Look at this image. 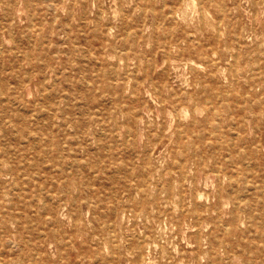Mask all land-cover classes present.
Here are the masks:
<instances>
[{"label":"rangeland","instance_id":"rangeland-1","mask_svg":"<svg viewBox=\"0 0 264 264\" xmlns=\"http://www.w3.org/2000/svg\"><path fill=\"white\" fill-rule=\"evenodd\" d=\"M0 48L1 264H264V0H0Z\"/></svg>","mask_w":264,"mask_h":264},{"label":"bare ground","instance_id":"bare-ground-1","mask_svg":"<svg viewBox=\"0 0 264 264\" xmlns=\"http://www.w3.org/2000/svg\"><path fill=\"white\" fill-rule=\"evenodd\" d=\"M163 2V1H162ZM165 4V3H164ZM53 7V6H52ZM163 7V6H162ZM165 7V6H164ZM48 8H49V6H48ZM163 9V8H162ZM123 10H124V8H123ZM154 11V10H153ZM56 12V11H55ZM154 13V12H153ZM101 14V13H100ZM99 14V15H100ZM123 14V13H122ZM102 16V15H101ZM167 16H168V14H167ZM174 16V15H173ZM224 16V15H223ZM223 16H222V18H223ZM130 17V16H129ZM167 18V17H166ZM177 18V17H176ZM190 18V17H189ZM55 20H56V18H55ZM165 20V19H164ZM222 21V20H221ZM220 22V21H219ZM100 24V23H99ZM201 28V27H200ZM127 32V31H126ZM168 33V32H167ZM164 37H166L165 36V34H164ZM218 39H219V37H218ZM1 49V48H0ZM115 50V49H114ZM126 50V49H125ZM124 50V51H125ZM119 51V50H118ZM123 51V52H124ZM115 54H117L116 52H115ZM120 54V53H119ZM124 56H125V54H124ZM127 56V55H126ZM235 57V56H234ZM83 60V59H82ZM86 61V60H85ZM88 61V60H87ZM117 65V64H116ZM214 65V64H213ZM230 65V64H229ZM84 66H86V65H84ZM87 67V66H86ZM111 67V66H110ZM194 71V70H193ZM253 71V70H252ZM104 72V71H103ZM106 73H107V71H105ZM115 72V71H114ZM125 72H127V71H125ZM116 74H117V72H115ZM108 74H111V73H108ZM107 74V75H108ZM135 75V74H134ZM87 76V75H86ZM82 77V76H81ZM114 77V76H113ZM84 78V77H83ZM125 78V77H124ZM56 80V79H55ZM58 80V79H57ZM115 80V79H114ZM128 81H129V79H128ZM55 82V81H54ZM88 82V81H87ZM75 83V82H74ZM86 83V82H85ZM116 85V84H115ZM107 87V86H106ZM112 87V86H111ZM117 87V86H116ZM50 89V88H49ZM113 89V88H112ZM99 91V90H98ZM100 92V91H99ZM133 93V92H132ZM100 94V93H99ZM229 94V93H228ZM227 94V95H228ZM125 95V94H124ZM131 95H133V94H131ZM135 95V94H134ZM205 95V94H204ZM237 95V97H238V94H236ZM75 96V95H74ZM118 96H119V94H118ZM118 96H116V97H118ZM247 96V95H246ZM47 97V96H46ZM49 97H50V95H49ZM4 100H6V99H4ZM205 102H206V100H205ZM228 102V101H227ZM238 102V101H237ZM83 104V103H82ZM212 104V103H211ZM197 106V105H196ZM230 107V106H229ZM7 109V108H6ZM27 111V110H26ZM113 112V111H112ZM217 112V111H216ZM44 114H45V112H44ZM217 114V113H216ZM54 115V114H53ZM107 118V117H106ZM112 120V119H111ZM138 120V119H137ZM130 123V122H129ZM217 123V122H216ZM244 124V123H243ZM212 125V124H211ZM234 125V124H233ZM66 126H67V124H66ZM212 126H214V125H212ZM217 127V126H216ZM74 128V127H73ZM75 131V130H74ZM17 133V132H16ZM129 133V132H128ZM133 133V132H132ZM93 135V134H92ZM44 136V135H43ZM129 136V135H128ZM199 136H200V134H199ZM198 136V137H199ZM241 136V135H240ZM77 138H79V137H77ZM80 139V138H79ZM78 139V140H79ZM87 139H88V137H87ZM106 139V138H105ZM49 141H51L52 142V139H49ZM76 141V140H75ZM80 141V140H79ZM24 144V143H23ZM211 144V143H210ZM109 145V144H108ZM72 150V149H71ZM72 153V152H71ZM1 156V155H0ZM196 157V156H195ZM251 159V158H250ZM182 160V159H181ZM229 160V159H228ZM176 161V160H175ZM215 161V160H214ZM227 161V160H226ZM231 161V160H230ZM5 162V161H4ZM181 162V161H180ZM85 163V162H84ZM135 164V163H134ZM180 164H182V163H180ZM187 164V163H186ZM1 165H3V164H1ZM249 166H250V164H248ZM248 165H247V167H248ZM124 166V165H123ZM182 166V165H181ZM186 166V165H185ZM125 167V166H124ZM131 168V167H130ZM132 170V169H131ZM157 170V169H156ZM215 173H217V172H215ZM71 174V173H70ZM252 174V173H251ZM217 175H219L218 173H217ZM242 175V174H241ZM241 175H240V177H241ZM252 176V175H251ZM97 177V176H96ZM185 177H187V176H185ZM29 178V177H28ZM133 178V177H132ZM184 178V177H183ZM226 178V177H225ZM239 178V177H238ZM245 178V177H244ZM247 178V177H246ZM138 180V179H137ZM233 180V179H232ZM121 181V180H120ZM184 181H186V179L184 180ZM229 181V180H228ZM67 182V181H66ZM237 182V181H236ZM248 183V182H247ZM145 184V183H144ZM259 184V183H258ZM257 184V185H258ZM162 186H163V184H162ZM236 186V185H235ZM259 186H260V184H259ZM72 187V186H71ZM130 187V186H129ZM164 187V186H163ZM93 188V187H92ZM138 188V187H137ZM249 189V188H248ZM144 190V189H143ZM142 190V191H143ZM250 190H251V188H250ZM255 190V189H254ZM231 191H232V189H231ZM240 191V190H239ZM243 191V190H242ZM43 192V191H42ZM185 192V191H184ZM247 192H248V190H247ZM260 192H263V191H261L260 190ZM240 193V192H239ZM264 193V192H263ZM157 194V193H156ZM219 194V193H218ZM245 195H246V193H244ZM252 194V193H251ZM259 194V193H258ZM262 194V193H261ZM124 195V194H123ZM162 195V194H161ZM244 195V196H245ZM241 196V195H240ZM239 196V197H240ZM247 196V195H246ZM114 197H116L115 195H114ZM229 197V196H228ZM254 197V196H253ZM151 199V198H150ZM230 199V198H229ZM242 199V198H241ZM256 199V198H255ZM259 199V198H258ZM261 199H262V197H261ZM34 201V200H33ZM168 201V200H167ZM239 201V200H238ZM240 202V201H239ZM250 202V201H249ZM123 203V202H122ZM236 203V202H235ZM246 203H247V201H246ZM262 203V202H261ZM174 204V203H173ZM245 204V203H244ZM260 204V203H259ZM194 205V204H193ZM233 205V204H232ZM75 206V205H74ZM124 206H126V205H124ZM43 208V207H42ZM223 209V208H222ZM240 209H241V206H240ZM183 210V209H182ZM242 210V209H241ZM115 211H117V210H115ZM185 211V210H184ZM243 211V210H242ZM82 212V211H81ZM116 214V213H115ZM183 214V213H182ZM181 214V215H182ZM140 215V214H139ZM74 216V215H73ZM234 216V215H233ZM241 216V215H240ZM240 216H238L239 218H241ZM145 218V217H144ZM256 218V217H255ZM250 219V218H249ZM249 219H247V220H249ZM257 219V218H256ZM253 221V220H252ZM18 222V221H17ZM111 223V222H110ZM137 223V222H136ZM222 223V222H221ZM220 223V224H221ZM249 224H251V223H249ZM34 225H35V223H34ZM1 226H2V224H1ZM104 226V225H103ZM227 226V225H226ZM108 227V226H107ZM113 227V226H112ZM112 229V228H111ZM227 229V228H226ZM228 229H229V227H228ZM2 230V229H1ZM231 230V229H230ZM3 231V230H2ZM226 232V231H225ZM115 234V233H114ZM113 234V235H114ZM138 234V233H137ZM140 234V233H139ZM198 234V233H197ZM39 235H41V234H39ZM112 235V234H111ZM147 235V234H146ZM145 235V236H146ZM157 236V235H156ZM116 237H117V235H116ZM132 237V236H131ZM138 237V236H137ZM259 237V236H258ZM114 238V237H113ZM140 239H141V237H139ZM146 239H147V237H145ZM105 239V238H104ZM103 239V240H104ZM129 239V238H128ZM143 239V238H142ZM159 239V238H158ZM202 239V238H201ZM110 240H112V239H110ZM130 240V239H129ZM133 240V239H132ZM112 241H115V240H112ZM139 241V240H138ZM157 241V240H156ZM110 242V241H109ZM130 242H131V240H130ZM141 242H142V240H141ZM154 242V241H153ZM161 242H162V240H161ZM120 243V242H119ZM128 243H129V241H128ZM157 243V242H156ZM31 244V243H30ZM101 244V243H100ZM139 244V243H138ZM151 244V243H150ZM13 245V244H12ZM102 245V244H101ZM116 245V244H115ZM161 245H163V244H161ZM161 245H159L160 247H161ZM224 245V244H223ZM105 246V245H104ZM122 246V245H121ZM112 248V246H109V248ZM110 248V249H111ZM118 248V247H117ZM164 248V247H163ZM131 249V248H130ZM139 249V248H138ZM113 251V250H112ZM116 251H117V249H116ZM134 251V250H133ZM144 251H146V250H144ZM105 252V251H104ZM141 252V251H140ZM102 253V252H101ZM130 253V252H129ZM134 252H132V254H133ZM161 253H162V251H161ZM163 254V253H162ZM104 255L106 256V253H104ZM103 255V256H104ZM112 255H113V252H112ZM95 256V255H94ZM121 256H123V255H121ZM128 258V257H127ZM38 259V258H37ZM100 259V258H99ZM143 259H144V257H143ZM219 259V258H218ZM97 262V261H96ZM147 262V261H146ZM1 264V263H0ZM39 264V263H38ZM106 264V263H105ZM111 264V263H110ZM138 264V263H137Z\"/></svg>","mask_w":264,"mask_h":264}]
</instances>
